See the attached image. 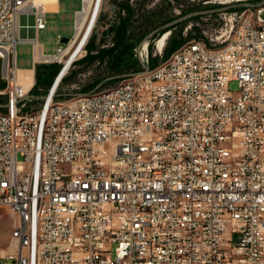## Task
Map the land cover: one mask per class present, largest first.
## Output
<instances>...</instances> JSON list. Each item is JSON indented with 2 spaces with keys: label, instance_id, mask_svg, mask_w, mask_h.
Wrapping results in <instances>:
<instances>
[{
  "label": "built area",
  "instance_id": "obj_1",
  "mask_svg": "<svg viewBox=\"0 0 264 264\" xmlns=\"http://www.w3.org/2000/svg\"><path fill=\"white\" fill-rule=\"evenodd\" d=\"M32 1L0 0V206L17 225V250L0 264H264L261 3L235 11L215 38L175 50L168 70L151 73L145 42L137 73L147 80L76 101L86 81L65 79L87 54L102 5L67 66L82 42L85 0L73 36L59 35L56 54L42 59L37 35L22 36L46 28L47 11L29 10ZM23 16L34 24L21 27ZM21 41L33 44L37 62L61 65L43 98L20 80ZM49 98L59 106H46Z\"/></svg>",
  "mask_w": 264,
  "mask_h": 264
},
{
  "label": "trees",
  "instance_id": "obj_2",
  "mask_svg": "<svg viewBox=\"0 0 264 264\" xmlns=\"http://www.w3.org/2000/svg\"><path fill=\"white\" fill-rule=\"evenodd\" d=\"M166 2V6L161 4L154 9L143 10V12L139 14L140 9L136 8L131 3V0L114 1L118 7V14L108 27V33L111 35L113 45L104 46L108 43L98 42L97 35L94 33L87 45V54L76 63L83 66H91L94 64L104 66V74L96 76L91 80L89 79L88 83L83 87V92L89 93L99 91L108 85L117 84L131 75L138 74L137 72L144 68V64L137 49L140 43L155 30H157V32L147 41L151 42L167 30L171 31L170 38L163 50V59L167 60L175 50L179 49L185 42L190 40L191 37L201 34V30L196 25L192 26L187 36H184L183 32L185 26L189 22L200 19L203 14L193 15L168 28H164V25L181 16L194 12L217 9L220 6L218 4H201L197 8H185L180 7L179 3L173 5L170 1L166 0ZM176 6L180 9V14L175 13ZM246 8L247 6L245 3H240L239 5L231 6L228 10L239 11ZM149 57L150 63L148 67L154 68L159 65L158 55L155 57L152 55L151 43L149 44ZM60 69L61 65L58 63L37 64L36 81L30 92L31 97L35 98L45 94L46 90L51 86L53 80L58 75ZM74 73L75 72H72L66 77L65 82L70 81ZM0 101L5 102V97L0 96Z\"/></svg>",
  "mask_w": 264,
  "mask_h": 264
},
{
  "label": "rangeland",
  "instance_id": "obj_3",
  "mask_svg": "<svg viewBox=\"0 0 264 264\" xmlns=\"http://www.w3.org/2000/svg\"><path fill=\"white\" fill-rule=\"evenodd\" d=\"M47 0H41V2H45ZM115 0H103L102 7L99 17V22L94 30V33L97 35L98 42L108 43L112 41L111 35L108 33L109 24L115 19L118 14V7L114 3ZM176 5V3L180 4V7L185 8H194L199 7L201 4H218L220 7L228 6V5H239L240 3H251V4H260L264 2V0H233L228 3H222L219 0H167ZM49 2V1H48ZM131 3L138 9L140 12L143 10L154 9L156 6L164 4L166 6V0H131ZM48 5V4H46ZM83 7V0H60V10L59 11H48L45 16L46 20V28L42 29L38 32V40L44 47V53L47 55H54L57 52L58 47V36L61 35L62 38H71L75 33V24H76V12ZM218 9V8H217ZM34 10V9H33ZM244 10H239L238 14H241ZM175 13L180 14L181 11L179 8H175ZM235 11L224 10V11H215L212 13L203 14L202 17L196 21L189 22L184 28V36H187L189 31L191 30L193 25H196L200 30L201 34L198 36L191 37L197 39H209L210 37L215 38L220 35L222 32L229 29L231 20L233 18ZM34 24L33 16H23L21 18V26L28 27ZM30 33V36L34 35V29H26L22 28V36H26ZM93 33V34H94ZM165 33V32H164ZM163 33V34H164ZM196 33V32H194ZM161 34L159 37L155 38L151 43L152 47V55L155 57L154 53H159L157 51L156 42L162 37ZM171 33L169 34L168 39L170 38ZM233 36V35H232ZM231 36V38H232ZM167 39V41H168ZM188 40L184 44L193 41ZM220 41V40H219ZM219 43L218 41H216ZM183 44V45H184ZM182 45V46H183ZM17 66L24 67L30 65L34 57V48L31 42L21 41L17 44ZM159 63L165 61L163 59V54L160 56L158 54ZM157 64V65H158ZM3 62L0 59V73L2 69ZM91 74L89 75V72ZM72 72H75L73 78L67 83L72 85L74 82L78 81V78L85 80L87 84L88 80L95 78L96 76H100L104 74V66L103 65H86L83 66L81 64H76L73 67ZM71 72V73H72ZM4 80L0 75V88L4 87ZM121 82V81H120ZM119 82V83H120ZM117 83V84H119ZM112 84L106 86L102 90L109 89L113 85ZM230 89L233 92H237L239 89L238 83L236 81H232L230 84ZM15 218L16 215L11 211L8 206H0V257L7 255L9 252H13L16 249V242L13 239V232L15 227ZM8 264H14L13 261H9Z\"/></svg>",
  "mask_w": 264,
  "mask_h": 264
},
{
  "label": "bare ground",
  "instance_id": "obj_4",
  "mask_svg": "<svg viewBox=\"0 0 264 264\" xmlns=\"http://www.w3.org/2000/svg\"><path fill=\"white\" fill-rule=\"evenodd\" d=\"M102 1L103 0H94L95 6L93 5V7L90 10V4L92 0H85V9L82 12V14L79 16L78 26H77L78 31H79V41H82V42L77 48V51L72 55V57L70 59H67V66L71 63L75 55L81 49L83 40L86 34L89 33L93 25V21L102 5ZM219 1L222 3H228L233 0H219ZM46 2H47L46 4L48 5H46L45 2H41V0H33L31 6L29 7V10L33 12H40L42 10L47 11V9L52 8L55 4H57L58 0H47ZM261 9H264V2L261 3ZM168 37H169V32L165 33L162 37H160L157 40L156 46H157L158 52L163 51ZM193 47H194V40L181 46L178 49V53H185L186 49H192ZM36 55H37L36 59L44 58L42 55L41 46H37ZM170 66H171V59H167L161 62L158 66L151 68V73H159V71L168 70ZM20 80L22 83L29 86L33 83L32 74L30 73L28 74V76L27 75L26 77L24 76V78L20 76ZM130 80L132 81L147 80V73H138V74H134V75H131L123 79L119 84L115 85V91H124V89L126 88V84L130 83ZM102 95H110V88L106 90H102ZM84 100H89V93L76 94V101H84ZM46 106H49V107L59 106V98L46 99ZM0 108H5V107H0ZM0 114H5V112L0 111ZM11 118L21 119V111H11ZM13 239L15 240V242L17 241L16 223H15L14 232H13Z\"/></svg>",
  "mask_w": 264,
  "mask_h": 264
},
{
  "label": "crops",
  "instance_id": "obj_5",
  "mask_svg": "<svg viewBox=\"0 0 264 264\" xmlns=\"http://www.w3.org/2000/svg\"><path fill=\"white\" fill-rule=\"evenodd\" d=\"M54 7V8H53ZM52 8H49L47 9V12L48 11H59L60 10V0H58L57 4H55ZM40 31V30H39ZM39 31H36L34 29V35H37L38 37V32ZM41 44V43H40ZM42 45V44H41ZM34 48V47H33ZM41 51L44 53V47L42 45V48H41ZM47 55V54H46ZM36 58H37V55H36ZM1 59V58H0ZM39 64V62H37V60L35 59V57H33L32 61L30 62V65L28 66H24V67H18V70H19V75L24 78V76L26 77V75L28 76V74H32V77H33V82L36 81V78H35V75H36V65ZM1 78L4 80V87L0 88V93L4 92L5 89H6V85H7V81L3 78V74H2V69H1ZM0 96H4L5 99H6V96L5 95H0ZM0 104L1 105H5L6 104V101L5 102H1L0 101ZM0 111H4V108H0ZM5 112V111H4Z\"/></svg>",
  "mask_w": 264,
  "mask_h": 264
},
{
  "label": "water",
  "instance_id": "obj_6",
  "mask_svg": "<svg viewBox=\"0 0 264 264\" xmlns=\"http://www.w3.org/2000/svg\"><path fill=\"white\" fill-rule=\"evenodd\" d=\"M245 5H246L247 7H254V6H256L255 4H251V3H248V2H245ZM231 6H233V5L223 6V7H220V8H218V9H213V10H207V11H202V12H194V13H190V14H187V15L181 16L180 18H178V19H176V20H174V21H172V22H170V23L164 25V28H168V27L174 25L175 23H177V22H179V21H182V20H185V19H187V18H189V17H191V16H193V15L212 13V12H215V11H224V10H228ZM156 32H157V30L153 31L151 34H149V35L147 36V38H146L144 41H142V42L140 43V45H139V47H138V49H137V50H138V54H139V51L141 50V47L143 46V44H144L145 42H147V40H148L150 37H152ZM167 32H169V30H167L165 33H167ZM165 33H164V34H165ZM164 34H163V35H164ZM163 35H162V36H163ZM62 41H63L64 43H66V42L68 41V38H63ZM30 96H31V95H30ZM41 98H43V96H42Z\"/></svg>",
  "mask_w": 264,
  "mask_h": 264
}]
</instances>
